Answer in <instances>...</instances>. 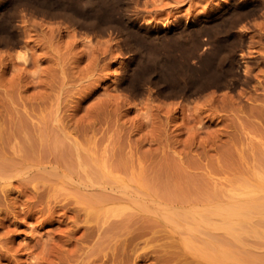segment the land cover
Masks as SVG:
<instances>
[{
  "label": "rangeland",
  "instance_id": "374dc122",
  "mask_svg": "<svg viewBox=\"0 0 264 264\" xmlns=\"http://www.w3.org/2000/svg\"><path fill=\"white\" fill-rule=\"evenodd\" d=\"M233 1H2L0 40H20L17 52L0 47V264H118L85 256L103 239L86 241L85 213L123 216L116 243L128 244L126 264H197L173 251L175 232L153 213L231 201L246 188L256 190L250 221L239 239L224 233L231 254L220 264H264V120L255 114L264 83L254 89L264 6L245 12L240 35L223 13ZM97 23L128 37H94ZM74 142L82 166L74 153L58 157ZM89 178L108 189L122 182L144 203L115 194L104 207L82 188ZM149 225L155 232L138 234Z\"/></svg>",
  "mask_w": 264,
  "mask_h": 264
},
{
  "label": "bare ground",
  "instance_id": "6f19581e",
  "mask_svg": "<svg viewBox=\"0 0 264 264\" xmlns=\"http://www.w3.org/2000/svg\"><path fill=\"white\" fill-rule=\"evenodd\" d=\"M2 1L3 0H0V9H2L3 7ZM6 1L7 0H4V2ZM259 4H260V8H262L264 6V0H256V1L255 0H247V1L240 0L238 2L233 1V2L222 3L223 13L228 16V17L226 16L227 17L226 27H228L229 30L236 29L235 30L236 33L242 35V31H243L244 24H245V23L243 24V19L246 18L247 16L245 12L251 11L252 9L257 7ZM38 6L40 7V5ZM230 6L233 7L232 10H230V8H232ZM53 12L51 13L52 15L54 13L56 14V12L54 13ZM13 16H15L14 13L10 14V16L9 15L6 16L4 20L6 27H9L10 30H11L10 27H12L11 23L13 21L12 20ZM133 20L134 19L132 17L131 26L138 27L137 24L135 23V20L134 21ZM71 25H73L72 28L75 29L76 32H80L81 29L80 27H78L79 25H75V22H72ZM95 25H97L95 27H98V29H95L96 30L94 31L95 34L94 32L92 33L94 34V37L100 34H107L108 35L107 37L113 40L115 39L117 43L120 42L119 40L125 39L128 37L127 31H123L121 29L118 31L117 30L110 31L107 25L101 26V24L99 23ZM75 30L74 32L73 31L72 32L76 33ZM257 30H258V35L260 39L264 38V31H262L260 28H258ZM13 32H15V29ZM19 40H20V37L18 39L16 35L12 34L8 39L0 40V47H9L10 49L15 50V52H17L18 49L16 50V46L19 45ZM211 41L212 39L210 38L209 40L204 41L203 43L208 46L210 45L209 43H211ZM194 44L195 45L197 44L196 38L194 40ZM19 52L20 54L18 53L16 55H18V57H21L25 61L26 59L25 53L22 54L20 50ZM259 56L261 57L262 55H257L255 57H259ZM262 59L264 60V56H262ZM246 63L247 62H245V65ZM244 72H245L244 80L253 78V75L251 73L252 72L251 68L245 69ZM260 74L262 75L261 76L259 75L260 77L256 78L257 85L254 87V89L258 88V86H261L264 83V70H262V73ZM130 88H135V86H131ZM119 89H121V87ZM262 89L264 91V86ZM134 92L135 94L143 93V87L140 86L138 89L135 88ZM255 93H256V90H255ZM256 97L263 99V100H261L260 103L258 102L259 104L256 105L255 114L256 116L264 120V93H257ZM73 140L74 139H72V141ZM59 142H60L59 137L55 135L53 137V144L57 145ZM74 145L75 147L73 151L71 148H68V149H64L65 151L63 150V152L61 150L62 153L59 152L60 156L58 157H61L60 161L61 160H67V161L72 160V155L74 153L75 157L77 158L78 165H81L82 157L78 150L77 142H74ZM56 169L57 168H55V170ZM70 178H72V176H70ZM89 180L90 181H88L89 182L88 184L86 183L82 184V188L83 186L90 187L91 188V191L89 190L90 192L95 190L96 196H98L96 198L102 202V203L100 202V204L101 205L103 204L104 207H106L110 203V201L112 200V197H114L115 194H116L115 195L116 198L127 197L128 200L134 201V203L139 206H141L144 203L143 197L139 193H134V192L131 193L129 191L127 192L126 185L122 182H118L116 184V187L113 185L111 186V188L108 189V186H106L105 184L99 183L100 185H97V183H94L91 178H89ZM71 181H73V179ZM81 183L82 181H80L78 184H81ZM95 186H98L100 188V191H97L96 190L97 187ZM89 191H87V189L85 190V192H89ZM113 191H116L117 193L115 192L113 193ZM255 195H256V190L254 188H246L239 194L237 198L231 201H218L212 204L203 203L201 206L187 205L185 210H180L176 207L170 206V207L164 208L165 213H153L152 216L154 217L155 220L159 221L162 225L169 227L172 231L175 232L176 234L175 241L177 245H174V250H173L174 252H178V250H176L178 248L180 249V251L183 252V254H186L184 251L193 254V256L197 259V264H202V262H199V259L205 262L207 261L208 263L214 262L213 264H220L223 260L228 259L229 258L228 256H230L229 254H231L229 253L227 249L228 245L225 244V241L223 239L224 233L226 232L228 234H231L236 239L240 238L238 229L242 228L243 223H249L250 221L249 219L252 215L249 212L251 208L255 206V203H256ZM85 214H86L84 217L85 222L89 223L87 226L86 224L84 225V228L87 230V231L85 230L84 231L86 233L88 232L87 238H85L86 241L88 239H91V236L94 235V233H97V238L100 236H102L103 238L100 241V244L95 246V248H92L91 246L87 248V250L85 251V256L89 257V259L99 258L101 259V262H104L105 260L109 259L110 256H116V259L114 260V262H117L118 264H126L125 258L127 257L129 253V251L127 250L128 244L123 243L122 240H121L122 241L121 244L118 243L119 245H117L116 243V241L119 239V236L124 237L125 235V231L122 230L124 224L126 223L123 216H121L120 213H85ZM79 216L80 215H78L77 213L76 217L80 218ZM118 226L120 227L118 229L119 232H117L116 236L112 237L111 234L113 233V228L118 227ZM149 227L150 225L145 227L144 229H141V231H139L138 234H142L148 231L155 232L152 227L151 228ZM111 230H112V233H111ZM85 232H84V236L86 234ZM125 238L127 239L126 236ZM133 238H134V235H131V239ZM111 240H115V241L114 242L112 241L113 243H111ZM104 241H106L105 244H103ZM180 255L182 256V253ZM137 256L139 257L142 255L137 254ZM262 258H264V256Z\"/></svg>",
  "mask_w": 264,
  "mask_h": 264
}]
</instances>
